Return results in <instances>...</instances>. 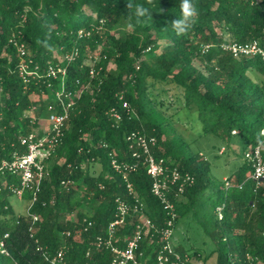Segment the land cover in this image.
<instances>
[{
	"label": "trees",
	"instance_id": "trees-1",
	"mask_svg": "<svg viewBox=\"0 0 264 264\" xmlns=\"http://www.w3.org/2000/svg\"><path fill=\"white\" fill-rule=\"evenodd\" d=\"M193 5L190 29L177 36L171 21L181 15L180 0H0V168L27 152L22 138L44 134L47 117L71 103L39 190L21 197L27 214L17 215L10 202L18 175L0 173V264H111V249L97 242L116 217L117 199L130 210L115 245L123 248L142 219L155 226L138 245L140 264H157L162 230L172 221L174 232L186 217L213 249L191 254L175 246L179 264H264V183L256 189L245 157L261 146L264 161V57L223 49L257 41L264 50V0ZM50 67L65 73L51 77ZM170 88L197 111L204 134L229 150L239 146L241 162L227 179L214 176L211 162L158 109L153 90ZM131 133L154 137L157 161L193 179L182 193L169 185L174 217L154 195L143 157L133 156L142 152L127 141Z\"/></svg>",
	"mask_w": 264,
	"mask_h": 264
},
{
	"label": "built area",
	"instance_id": "built-area-1",
	"mask_svg": "<svg viewBox=\"0 0 264 264\" xmlns=\"http://www.w3.org/2000/svg\"><path fill=\"white\" fill-rule=\"evenodd\" d=\"M260 1L261 0H252L254 3H259ZM210 48V44H205L202 50L206 53ZM223 49L231 52L234 57L242 55L264 57V50L257 41L244 44L232 42L223 45ZM60 72L65 73L64 70L58 69L57 71L54 67H50L48 74L51 77L57 78V73ZM57 100L62 102L60 95H58ZM70 106L71 103L65 107L64 113L62 114L53 112L47 117V128L43 131L44 134L39 136L37 132H34L28 137L22 138L21 144L27 147V152L25 154L14 153L11 162H3L0 173L2 169H7L17 174L20 179V187H12V191L17 197L21 198L25 190H31L34 194L39 190L45 174L44 160L55 153L63 137ZM123 108H128L127 102L123 103ZM111 117L115 121L121 119L120 114L114 110L111 111ZM262 134L264 135V131ZM127 141L130 142L131 147L141 150L142 153L135 150L133 156L136 158H140V156L143 157L146 172L153 180L152 191L154 195L161 200L166 209H170L172 217H174L173 205L168 202L166 196V193L169 191V185L178 183V189L182 193L187 185L193 183V179L189 175H181L176 169L169 172L168 167L164 166L162 161H157L151 150L156 145V139L154 137L147 138L142 135L131 133L128 135ZM245 157L252 164L253 172L250 178L255 183L257 189L264 183V161L261 146H257L253 150H248L245 153ZM112 163L115 168H120L115 160H113ZM229 184V182H226V185ZM129 188L131 189L130 186ZM129 210L125 202L117 199V214L114 221L108 226L107 236L104 240L101 238L98 239V246L106 244V246L111 249L113 253L111 264H140L136 258L138 245L141 240L149 234L150 230L155 228L149 220L142 219L141 223L136 224L133 234L123 240V248L115 245L114 238L116 236V231L120 226L125 224ZM34 220H37L36 216H34ZM170 227H172V221H169L168 228L161 232V240L164 242L156 255L157 264H179V255L176 254L172 245L173 231ZM0 246L3 247V244L1 243ZM61 255L62 254L59 253V257ZM172 256H174L177 261L172 260Z\"/></svg>",
	"mask_w": 264,
	"mask_h": 264
},
{
	"label": "rangeland",
	"instance_id": "rangeland-1",
	"mask_svg": "<svg viewBox=\"0 0 264 264\" xmlns=\"http://www.w3.org/2000/svg\"><path fill=\"white\" fill-rule=\"evenodd\" d=\"M252 76L257 78L254 74ZM258 78L264 79L261 76ZM159 90H153L157 101L163 103L161 106L157 105L158 109L169 118L171 123L173 122L174 128L184 137L191 150L201 152L211 162L214 176L222 180L227 179L241 162V158L238 159L237 156L239 146L233 145V150H229L217 137L204 134L197 111L185 107L183 94L180 90L170 88L163 94ZM152 98L154 99V97ZM45 123L47 122L45 121ZM91 170L98 173L100 167L94 165ZM10 202L17 215L27 214L29 202L17 196L11 197ZM172 245L173 247L183 245L184 249H189L187 252L191 254L199 249L202 254L207 255L213 249L212 243L205 237L202 229L188 217L184 218L173 232ZM191 247H195V249L190 250ZM213 262L214 259L211 258L206 264H213ZM199 264H203V261H199Z\"/></svg>",
	"mask_w": 264,
	"mask_h": 264
},
{
	"label": "clouds",
	"instance_id": "clouds-1",
	"mask_svg": "<svg viewBox=\"0 0 264 264\" xmlns=\"http://www.w3.org/2000/svg\"><path fill=\"white\" fill-rule=\"evenodd\" d=\"M181 15L171 21V29L177 36L187 32L192 24V18L196 15V9L193 5V0H180ZM136 14L143 16L145 11L137 6ZM264 143V141H261Z\"/></svg>",
	"mask_w": 264,
	"mask_h": 264
}]
</instances>
